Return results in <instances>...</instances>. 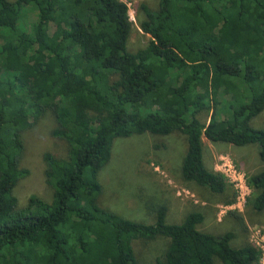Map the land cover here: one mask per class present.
<instances>
[{"label":"trees","instance_id":"16d2710c","mask_svg":"<svg viewBox=\"0 0 264 264\" xmlns=\"http://www.w3.org/2000/svg\"><path fill=\"white\" fill-rule=\"evenodd\" d=\"M138 10L149 39L132 52L121 0H0V264H139L132 242L156 237L167 244L155 264H259L248 241L230 246L232 232L197 230L200 212L167 224L158 204L145 224L97 204L115 138L178 132L181 179L214 194L231 185L203 165L202 138L255 144L260 168L245 175V207L264 209V129L249 125L264 109V0H157ZM45 114L65 154L42 153L50 199L29 195L20 207L24 133Z\"/></svg>","mask_w":264,"mask_h":264},{"label":"rangeland","instance_id":"374dc122","mask_svg":"<svg viewBox=\"0 0 264 264\" xmlns=\"http://www.w3.org/2000/svg\"><path fill=\"white\" fill-rule=\"evenodd\" d=\"M121 1L126 3L131 21L126 48L134 52L149 39L138 27V21L143 19L138 4L142 2L154 10L157 0ZM208 115L209 113L202 112L198 118L206 122ZM52 125L51 116L45 114L24 133V154L20 167L27 169L28 174L18 180L13 188L20 207L26 204L29 195L50 199L51 191L43 178L41 155L45 151L56 156L65 154L64 143L49 135ZM249 125L264 129V109L249 120ZM185 149V137L178 132L165 136L145 132L115 138L111 144L110 158L96 176L100 185L98 206L125 219L145 224L153 222L151 209L158 204L166 206L167 224L180 223L188 213L200 212L203 220L196 225V229L214 235L230 231L234 235L229 242L232 247H239L245 241L252 243L254 230H259L264 235V209L257 212L244 204L240 210H234L228 207L231 204L224 203L232 192L235 196L232 187L225 194H214L193 182L181 179L180 163ZM256 150L255 144L234 146L202 138V162L212 171L216 158L227 155L244 176L253 173L260 168ZM228 211L238 213L239 219L228 214ZM166 244L167 239L164 237L149 241L136 239L132 242V249L139 264H155ZM214 264L219 263L215 261Z\"/></svg>","mask_w":264,"mask_h":264},{"label":"built area","instance_id":"2783aa9c","mask_svg":"<svg viewBox=\"0 0 264 264\" xmlns=\"http://www.w3.org/2000/svg\"><path fill=\"white\" fill-rule=\"evenodd\" d=\"M214 171L221 174L235 191L234 201L228 207L240 210L249 195V188L244 174L234 166L227 155H219L216 158ZM251 242L260 251L259 264H264V235L259 230H254Z\"/></svg>","mask_w":264,"mask_h":264}]
</instances>
